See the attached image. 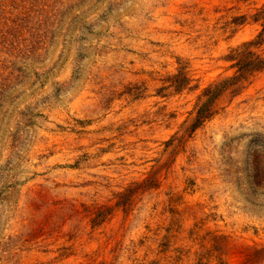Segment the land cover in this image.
Returning a JSON list of instances; mask_svg holds the SVG:
<instances>
[{
  "label": "rangeland",
  "instance_id": "obj_1",
  "mask_svg": "<svg viewBox=\"0 0 264 264\" xmlns=\"http://www.w3.org/2000/svg\"><path fill=\"white\" fill-rule=\"evenodd\" d=\"M263 6L0 0V264H264Z\"/></svg>",
  "mask_w": 264,
  "mask_h": 264
},
{
  "label": "trees",
  "instance_id": "obj_2",
  "mask_svg": "<svg viewBox=\"0 0 264 264\" xmlns=\"http://www.w3.org/2000/svg\"><path fill=\"white\" fill-rule=\"evenodd\" d=\"M255 18L261 20V31L255 39L243 43L234 49L235 53L230 54L229 58L236 61L235 73L217 80L204 89L196 103L194 116L189 124H185V132L195 130L212 118L218 112L219 101L226 92L232 95L239 93L253 73L264 68V55L252 49L264 41V6L255 14ZM172 78L174 90H182L190 85V78L182 70Z\"/></svg>",
  "mask_w": 264,
  "mask_h": 264
}]
</instances>
